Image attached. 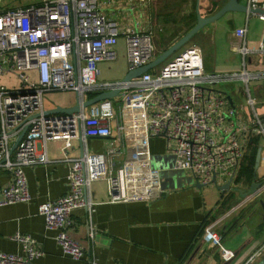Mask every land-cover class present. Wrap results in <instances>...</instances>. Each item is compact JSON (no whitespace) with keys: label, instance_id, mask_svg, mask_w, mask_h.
I'll list each match as a JSON object with an SVG mask.
<instances>
[{"label":"built area","instance_id":"2783aa9c","mask_svg":"<svg viewBox=\"0 0 264 264\" xmlns=\"http://www.w3.org/2000/svg\"><path fill=\"white\" fill-rule=\"evenodd\" d=\"M107 2L37 0L0 9V79H4L0 80V170L10 175L9 183L0 189V205L30 200L24 168L49 162L48 143L61 142L62 159L68 162L66 192L40 203L37 211L43 217L44 231L55 233L62 254L74 260L86 258L88 264L103 263L88 258L85 248L68 234L72 213L78 208L92 210L87 194L88 159L84 155L70 156L67 151L78 138V120L83 139L111 136L110 122L115 123L117 132L125 130L122 107L119 106V113L114 109L118 98L130 97L128 106L140 117L137 131L163 139L165 150L174 155V168L188 171L203 185L220 186L228 180L230 186L234 185L249 141L258 135L262 140L260 162L254 175L256 181L264 179V113L255 110L256 102L247 86L249 81L264 77V73L252 74L245 69L247 56L264 54V44L260 42L257 48L250 49L243 41L236 48L242 56L243 71L229 78L245 83L246 99L253 110L251 119L239 121L236 109L233 111L226 94L217 88L224 77L204 69L202 51L194 44L183 48L159 69L152 68L128 82L102 79L100 65L118 57L116 46L120 39L127 71L156 57L153 35L108 16L104 12ZM244 3L264 7V0ZM260 19L264 22V18ZM245 32L242 29L236 35L242 39ZM9 79L14 83L10 85ZM115 88H120L118 96L100 100L80 114L68 117L44 112L45 94L78 93L85 100ZM107 153L103 162L109 201L131 198L125 170L111 158L114 149ZM213 178L216 184L211 182ZM203 236L217 245L222 259L233 255L223 248L214 223L205 225ZM9 239L20 246V253L0 250V264H32L44 253L37 239L27 233L16 231ZM263 247L241 264H253Z\"/></svg>","mask_w":264,"mask_h":264},{"label":"crops","instance_id":"0c3cea01","mask_svg":"<svg viewBox=\"0 0 264 264\" xmlns=\"http://www.w3.org/2000/svg\"><path fill=\"white\" fill-rule=\"evenodd\" d=\"M107 1L104 12L108 16L153 35L156 56L196 22V17L192 20L177 14L180 0ZM213 1L217 3V10L226 0H199L202 16L212 14L210 10ZM27 3L30 2L15 6ZM0 9H3L1 3ZM220 19V23L218 19L216 23L214 21L215 25L211 23L202 28L191 41L198 47L203 41L204 48L200 49L204 69L216 74L223 73L214 70L221 67L216 64L215 68L207 69L204 57L211 50L213 61L218 62V56L222 55L219 35L229 33L228 40L232 43L229 49L237 54L236 48L243 41L247 42L246 32L242 39L237 36L238 31L243 29V21L247 22L246 14L228 12ZM206 38H210L209 45L206 44ZM120 41L123 42L122 39ZM189 45L192 44L187 43L184 48ZM263 56L258 53L248 55L245 69L252 74L262 73L263 69L257 68ZM248 66L250 69H247ZM48 95L52 103L45 110L72 105L59 93ZM128 102L130 97L117 99V104L122 107L123 132H117L115 123L110 122L113 132L111 136L77 138L73 141V148L67 151L70 156L84 155L88 159L90 184L87 194L90 196L92 210L76 209L72 213V225L68 230L70 237L85 248L86 256L103 264H222L224 259L217 245L205 238L203 232L199 233L204 222L214 223L223 248L228 254L235 253L233 259L237 263L263 246L264 217L261 212L255 209L249 212L245 204L235 208L230 205L227 210L222 208L224 196L229 192L242 195L243 188L249 190L250 186L235 182L225 193L212 184L196 187L188 171L174 168V155L165 150L163 139L146 137L137 131L140 117L134 115ZM236 117L239 121L249 120V117H242L238 113ZM61 147L59 141L49 142L47 154L50 161L24 168L31 196L28 202L0 205V250L20 253V246L10 240L9 236L16 231L27 233L37 239L44 252L32 264H88L86 258L74 260L62 254L54 239L55 233L44 231L43 217L37 211L40 203L56 199L66 192L68 162L62 159ZM109 149H114L111 158L119 159L117 166L125 170L127 193L132 195L129 199L109 201V184L104 177V162ZM9 181L10 175L0 170V189ZM263 191L264 188H261L260 194Z\"/></svg>","mask_w":264,"mask_h":264},{"label":"rangeland","instance_id":"374dc122","mask_svg":"<svg viewBox=\"0 0 264 264\" xmlns=\"http://www.w3.org/2000/svg\"><path fill=\"white\" fill-rule=\"evenodd\" d=\"M31 1H36V0H0V3L2 4V8H8V7H12L15 5H20L23 4L24 2H31ZM195 0H188V2H186V0H180V3L177 5V9L176 12L177 14H180V16H186L191 18L192 20L195 17ZM218 20V19H217ZM216 20V21H217ZM215 21V23H216ZM220 21H222L220 18L218 20V23H220ZM243 31H246V46L248 48H257L259 45V42L262 41V37H263V33H264V22L259 20L257 16L255 15H249L247 22L243 21ZM214 23V22H212ZM214 23V25H215ZM211 24V23H210ZM225 34V33H224ZM220 34V42L222 44V47L220 45V48H222V55L218 56V62L216 63L215 61H213V57L211 54V50L208 51V55H206L205 58V65L207 66V69L209 68H215L216 64H218L221 68H215V72H223V73H219L221 74L222 77H224V81H222L221 83H219L217 85V88L219 89V87L224 90L222 91L221 89H219L222 92H226V93H230L236 112L242 116V117H249V119H251L253 117V110L251 109V107L248 105L247 99H246V86L245 83L240 80V79H235L233 80V78H229L230 76H232L231 74H233L234 72H232L233 70L236 71H240L241 69L243 70V62L241 61V56L233 51H231L229 48L231 46L232 43H230V41L228 40V36L229 33L227 35V33L225 34ZM243 34V33H242ZM193 40V38L189 41V44H193L191 43V41ZM210 41V38H206V44H208V42ZM199 47L200 48H204V44L203 41H201V43H199ZM202 44V45H201ZM209 45V44H208ZM123 42L122 41H118V44L116 46V50L118 52V57L113 60V61H109L107 64H102L100 66V77L104 80H119L122 79L125 75V73L127 72V60L125 57V54L123 52ZM184 46L182 48H180L179 50H177L175 53H173L166 61H168L169 59L173 58L177 53H179L181 50H183ZM264 58V56H263ZM235 60V61H234ZM164 61V63L166 62ZM163 63L157 65L154 67V69H158V67L160 65H162ZM245 65L247 66L248 64L245 62ZM258 68L257 69H263L262 73H264V59H261L259 61L258 64ZM247 69H250V67L248 66ZM261 72V71H260ZM1 81H4V79H0ZM9 84H13L14 80L13 79H9ZM251 95L253 96V98L255 99V110L258 113H264V77L261 78H257V79H253L251 81L248 82L247 84ZM59 96H61L64 100H66V102L73 104L74 103V99L75 96L73 93H68V92H64L63 94L59 93ZM52 103L51 98L49 97L48 94H45L43 97V105L44 108H49V105ZM114 109L119 113L120 109H119V105L117 103H114ZM259 137V136H258ZM261 138L259 137V143L261 142ZM113 161L115 162L116 165H118L117 163H119V159L113 158ZM116 167V166H115ZM215 186V185H213ZM248 189L247 188H243V193H245ZM260 199H264V191L258 196L256 197H251L248 198L245 202L244 198L242 197V195H236L234 193V197L232 198L231 201V205L233 206L232 208H235L236 206H240L245 204L246 207H248L250 210L255 209L256 212H262V209L260 207L259 204V200ZM249 205V206H248ZM264 217V214H263ZM260 219V217H259ZM255 225V224H254ZM264 256V247L262 248V250L260 251V253L258 254V256L255 258V262L253 264H256V262ZM244 261V260H243ZM242 261V262H243ZM241 262V263H242ZM241 263H237L236 260H232L230 261V264H241Z\"/></svg>","mask_w":264,"mask_h":264},{"label":"water","instance_id":"95a60500","mask_svg":"<svg viewBox=\"0 0 264 264\" xmlns=\"http://www.w3.org/2000/svg\"><path fill=\"white\" fill-rule=\"evenodd\" d=\"M228 12H242L246 14L247 16L249 15H255L259 19L264 18V7L263 6H257V7H250L247 3H243L242 0H227L225 1L215 12L208 16H202L199 11V0H196V5H195V17H196V22L195 24L188 30L186 31L181 37H179L176 41H174L168 48H166L164 51L159 53L152 61H150L148 64L136 67L134 69L128 70L124 77L121 79V82L125 83L131 80L132 78H137L141 76V74L145 73L146 71L154 68L155 66L163 63L166 61L173 53H175L177 50L185 46L189 41L198 33L202 28L207 26L208 24L216 21L217 19L221 18L224 14ZM264 44V33L262 37V41ZM226 97L229 101V104L233 111H235V106L233 103V100L230 96L229 93H226ZM120 94V88H115L110 91H103L99 94H96L92 97H89L85 100H81V97L78 93H75V99L74 103L69 106V107H61V106H56L52 109H47L45 110V114H52V115H63V116H68L71 117L72 114H80L84 112L85 109L90 107L91 105L97 103L100 100H105V99H110L115 96H118ZM233 120H235V116L232 117ZM78 122V139L81 140L82 138V133L80 130V120ZM25 131V128L21 131L15 142L13 143L10 152H12L19 140L21 139L23 133ZM83 154V152H82ZM260 162V146L257 149V154L255 157V164H254V170L258 167ZM213 184H216L215 178L212 179L211 181ZM196 187H202L203 184L195 181ZM264 186V179L261 181H256L255 175H254V181L251 183L250 188L247 192L242 193V197H256L258 194H260V188ZM220 191L225 193L229 188H230V181L228 180L225 182L223 185L216 186ZM115 193V190H113ZM259 204L261 206V209L264 213V201L262 199L259 200ZM235 257V253L228 258L227 260H224L222 264H229L230 261L233 260ZM256 264H264V256L261 257Z\"/></svg>","mask_w":264,"mask_h":264},{"label":"trees","instance_id":"16d2710c","mask_svg":"<svg viewBox=\"0 0 264 264\" xmlns=\"http://www.w3.org/2000/svg\"><path fill=\"white\" fill-rule=\"evenodd\" d=\"M216 6H217V3L215 1H213L212 2V8H211L210 11L211 12L212 11L215 12L216 11L215 10ZM194 20H195V17H194ZM192 26H190L189 29ZM259 144L260 143H259L258 135H254L249 141L248 150H247L245 156L243 157V160H242V163L240 165V169H239L238 175H237V177L235 179L236 183H242V184L247 185L249 187L250 184L254 181V164H255V157H256V154H257V149L259 147ZM224 197L225 198H224V201H223V204H222V208L227 210L228 208H230V205H231L230 200H232V198L234 197V193L233 192H229ZM206 224L207 223L204 222L201 225V228H200V231H199L200 234L203 232V229H204Z\"/></svg>","mask_w":264,"mask_h":264}]
</instances>
